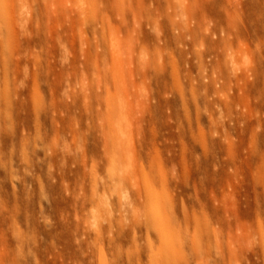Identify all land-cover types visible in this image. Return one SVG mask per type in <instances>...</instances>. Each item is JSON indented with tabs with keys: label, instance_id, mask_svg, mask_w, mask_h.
Wrapping results in <instances>:
<instances>
[{
	"label": "rangeland",
	"instance_id": "obj_1",
	"mask_svg": "<svg viewBox=\"0 0 264 264\" xmlns=\"http://www.w3.org/2000/svg\"><path fill=\"white\" fill-rule=\"evenodd\" d=\"M0 264H264V0H0Z\"/></svg>",
	"mask_w": 264,
	"mask_h": 264
},
{
	"label": "bare ground",
	"instance_id": "obj_2",
	"mask_svg": "<svg viewBox=\"0 0 264 264\" xmlns=\"http://www.w3.org/2000/svg\"><path fill=\"white\" fill-rule=\"evenodd\" d=\"M178 1H179V0H178ZM184 3H185V2H184ZM175 7H176V6H175ZM183 7H184V6H183ZM179 10H180V9H179ZM182 10H183V9H182ZM181 12H182V11H181ZM182 13H183V12H182ZM185 14H186V13H185ZM183 16H184V15H183ZM186 16H187V15H186ZM216 17H217V16H216ZM113 41H114V40H113ZM112 44H113V43H112ZM112 44H111V45H112ZM116 44H118V43H116ZM114 45H115V44H114ZM118 45H119V44H118ZM117 47H118V46H117ZM121 47H122V46H121ZM118 49H120V47H118ZM118 49H117V50H118ZM229 49H230V48H229ZM111 50H113L112 47H111ZM114 50H115V49H114ZM119 52H122V51L120 50ZM232 52H233V51H232ZM236 52H237V51H236ZM110 53H111V52H110ZM112 53H113V52H112ZM112 53H111V54H112ZM115 53H116V51H115ZM123 53H124V52H123ZM229 53H230V52H229ZM111 54H110V55H111ZM121 54H122V53H121ZM121 54L119 53V55H118V54H117V55H116V54L111 55V56H113V57H111V58H112V61H113V62H112V63H113V66H112V68H111V67H110V68H111V70H113V72H112V71H111V72L114 74V76H117V74L119 73V68L121 67V66H120V62L122 63V61L119 60V59H120L119 56H121ZM231 54H234V53H231ZM234 55H235V54H234ZM117 56H118V57H117ZM231 56H233V55H231ZM110 65H111V64H110ZM108 71H110V70L108 69ZM110 74H111V73H110ZM118 77H119V76H117L116 78L118 79ZM114 78H115V77H114ZM118 80H119V79H118ZM118 80H117V81H118ZM119 105L121 106V103H120ZM121 110H122V107H120V115H121ZM126 163H127L128 166L130 165V163H129L127 160H126L125 164H126ZM127 165H126V166H127ZM159 195H160V194H159ZM159 195H158V196H159ZM163 196H164V195H163ZM151 199L153 200V198H150V201H151ZM151 202H152V201H151ZM149 203H150V202H149ZM152 203H153V202H152ZM152 203H150V204L152 205ZM150 204H149V205H150ZM151 205H150L149 207L151 208V211H152V210L154 211V209H153V207H152L153 205H152V206H151ZM155 205H157V201H156V204H155ZM157 209H158V207H157ZM153 211H152V212H153ZM157 211H158V210H157ZM152 212H151V213H152ZM150 215H152V214H150ZM153 215H154V214H153ZM153 219H155V218H153ZM153 219L151 220V222H154L153 224H154L155 227L158 229V232H159V234H160V237H161L162 240L165 242V244L163 243L164 245L162 244V246H163V247H162V251H169V246H168L169 244L166 243V242L169 241V240L165 241V239L168 238V237H167V236H168V234H167V228H166L165 224H164L163 222L160 221V218H159V219L157 218L158 220L155 219V221H154ZM170 231H171V230H170ZM170 231H169V232H170ZM167 244H168V245H167Z\"/></svg>",
	"mask_w": 264,
	"mask_h": 264
}]
</instances>
